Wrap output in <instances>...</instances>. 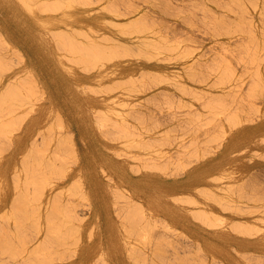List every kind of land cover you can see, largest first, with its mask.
<instances>
[{"label": "rangeland", "instance_id": "rangeland-1", "mask_svg": "<svg viewBox=\"0 0 264 264\" xmlns=\"http://www.w3.org/2000/svg\"><path fill=\"white\" fill-rule=\"evenodd\" d=\"M69 1L75 50L0 0V264H264V0Z\"/></svg>", "mask_w": 264, "mask_h": 264}, {"label": "bare ground", "instance_id": "bare-ground-1", "mask_svg": "<svg viewBox=\"0 0 264 264\" xmlns=\"http://www.w3.org/2000/svg\"><path fill=\"white\" fill-rule=\"evenodd\" d=\"M65 1H67V0H10V4L12 5H16V6H19V8H20V10L21 11H19V12H21L22 14L24 13L25 15H26V17H24V19L26 20V21H28L26 24H25V28H26V25L28 26L29 24H32L33 25V30H34V25H35V27H37L36 26V23H38V26L41 28V29H39L38 30V32H36V31H33L32 29V32L34 33V34H38L37 36L39 37L38 38V40H42V39H40V37L42 38V37H46V38H48V39H50V37H55L56 38V40L57 41H53V45H55L56 46V44H57V46H58V43H56V42H58V39H59V36L60 35H64V36H67V38L69 37L71 40H73L72 38L73 37H75V36H78V34H79V30L78 29H70L69 28V23L71 22V21H75L76 19H75V16H74V14H73V10H72V6L70 7L71 9H69L68 7L69 6H65L64 5V2ZM70 1H72V0H70ZM69 1V2H70ZM18 2V3H17ZM69 2H68V4H69ZM236 2V1H235ZM239 2H241L240 0L237 2V3H239ZM245 2V1H244ZM70 3H72V2H70ZM243 3V2H242ZM66 4V3H65ZM67 4V5H68ZM73 4V3H72ZM240 4V3H239ZM10 5V6H11ZM242 5V4H241ZM13 7V6H12ZM243 7H245L244 5H243ZM14 8V7H13ZM18 8V7H17ZM16 8V9H17ZM15 9V10H16ZM243 9V8H242ZM247 9V8H246ZM12 10H14V9H12ZM103 11V16H102V18H104L105 19V23H107L108 24V27H106V28H112V34H114V35H119V34H123V32L124 31H126V30H131L132 31V29H134L135 30V26H133V25H130L131 23H129V26H130V29H127V28H125V29H123V27H128L129 28V26H121V27H116V26H112V21L110 22V18L112 17V16H110V13L109 12H104V10H102ZM101 11V12H102ZM13 12V11H12ZM16 12V11H15ZM14 12V13H15ZM109 13V14H108ZM13 14V13H12ZM113 14V13H112ZM116 15V14H115ZM134 19L136 18V17H133ZM136 20H137V18L135 19V22H136ZM217 21V20H216ZM219 21V20H218ZM36 22V23H35ZM137 23V22H136ZM106 24V25H107ZM60 25L61 26H66V28L64 29V32L63 31H61L60 32ZM136 25V24H135ZM132 27V28H131ZM38 28V27H37ZM122 30H124V31H122ZM109 29H107L109 32H111ZM137 30H138V27L136 28ZM140 29V28H139ZM133 30V31H134ZM136 30V31H137ZM47 31H51L50 32V35H46V32ZM141 30H138V32H140ZM138 32H136V33H138ZM125 33V32H124ZM127 33V32H126ZM133 33V32H132ZM134 33H135V31H134ZM3 38V37H2ZM54 38V39H55ZM68 38V39H69ZM6 39V38H5ZM68 40V41H71V40ZM145 39V38H144ZM44 40H45V42L47 41L45 38H44ZM146 40V39H145ZM4 41V40H3ZM50 41V40H49ZM48 41V42H49ZM74 42L72 43V42H69V46H70V49L71 50H73L74 49V45L75 44H77L78 43V41H77V43H75V40H73ZM150 41V40H149ZM158 41V40H157ZM216 41V40H215ZM39 42V41H38ZM38 42H37V45L36 46H38V45H40V43L38 44ZM41 42V41H40ZM47 42V43H48ZM2 43H4V42H2ZM1 43V44H2ZM75 43V44H74ZM106 43V42H105ZM156 43V42H155ZM155 43H153V45L152 44H147V43H144V41H143V43H142V45H143V47L144 48H146V49H150L151 51H153V52H156L157 51V48H156V45H158V44H156L155 45ZM6 44V43H5ZM45 44V43H44ZM50 44H52L51 42H50ZM60 45H61V42L59 43ZM73 44V45H72ZM49 45V44H48ZM59 45V46H60ZM2 46V45H1ZM40 46H42V45H40ZM39 46V47H40ZM55 46H54V48H55ZM74 46V47H73ZM106 46V45H105ZM104 46V47H105ZM109 46V45H108ZM112 46V45H111ZM160 46V45H159ZM158 46V47H159ZM8 47V46H7ZM50 47H51V45H50ZM53 47V46H52ZM78 47V46H77ZM76 47V48H77ZM107 47V46H106ZM75 48V49H76ZM95 48V47H94ZM98 48V47H97ZM160 48V47H159ZM170 50H172L173 49V47L172 46H170ZM6 49V48H5ZM10 49V48H9ZM43 49H44V47H43ZM49 51H50V49H49V47L47 48ZM74 49V50H75ZM107 49V48H106ZM167 49L169 50V46L167 47ZM14 50V49H13ZM47 50V51H48ZM52 50V49H51ZM96 50V49H95ZM98 50V49H97ZM110 50V49H109ZM108 50V51H109ZM112 50V49H111ZM161 50H162V48H161ZM44 51V50H43ZM100 52L102 51V50H99ZM115 51V50H114ZM118 51V50H117ZM102 52H104V51H102ZM153 52H151V53H153ZM15 53V52H14ZM19 53V52H18ZM43 53V52H42ZM115 53V52H114ZM119 53H120V51H119ZM47 54H48V52H47ZM47 54H45V55H47ZM108 55H110L111 54V52H109V53H107ZM122 54V53H121ZM120 54V55H121ZM154 54V53H153ZM20 55V54H19ZM43 55H44V53H43ZM114 55V54H113ZM112 55V56H113ZM115 55H116V53H115ZM155 56H156V54H154ZM21 56V55H20ZM118 57H119V55H117ZM40 57V56H39ZM43 57H45V56H43ZM110 57V56H109ZM43 59V58H42ZM113 59V58H112ZM185 60V59H184ZM43 61V60H42ZM111 61V60H110ZM1 62V61H0ZM48 62V61H47ZM123 64H119V65H116V66H110V62H109V66L107 65V68H106V70H102V71H99L98 72V75H99V77H102V76H105V75H110V76H112V78H110V79H117L118 77L120 78V77H126V79L128 80L129 79V75L131 74V73H134V72H132V70H134L135 68H132V67H130V65H128L127 67H126V69L124 70V62L123 61H121ZM2 63V62H1ZM23 63V62H22ZM21 63V64H22ZM42 63V62H41ZM45 63H46V61H45ZM116 63H120V61H118V62H116ZM6 64V63H5ZM24 64H26V63H24ZM33 64V63H32ZM108 64V63H107ZM186 65H188L187 63H185ZM196 64H199V63H197L196 62ZM4 65V64H3ZM7 65V64H6ZM46 65V64H45ZM122 65V66H121ZM190 65H192V63L190 64ZM189 65V66H190ZM5 66V65H4ZM146 66V64L144 65V67ZM160 66H162V65H160V64H156V67H154V68H149V70H151V69H155V71L156 70H158L157 71V77H159L160 79H162V82H163V79L166 81L167 80V82L169 81V80H174V77H175V73H176V71H172V70H169L170 68H172V66H169V65H165V68L164 69H162V67H160ZM21 67V66H20ZM25 67H26V65H25ZM193 67H195V66H193ZM192 67V68H193ZM19 68V67H18ZM28 68V67H27ZM31 68V67H30ZM139 68V67H138ZM141 68V67H140ZM143 68V67H142ZM156 68H158V69H156ZM12 69H13V67H12ZM15 69V68H14ZM25 69V68H24ZM24 69H22L23 71H25ZM33 69V68H32ZM18 70V69H17ZM29 70V69H28ZM148 70V69H147ZM15 71V70H14ZM26 71H27V69H26ZM70 71V70H69ZM152 71H154V70H152ZM30 72V71H29ZM29 72H27V73H29ZM59 72H60V70H59ZM58 72V73H59ZM65 70H64V74H65ZM180 72V71H179ZM179 72H177V73H179ZM25 73V72H24ZM62 73V75H63V72H60L59 74H61ZM181 73V72H180ZM179 73V74H180ZM68 74V73H67ZM102 74H104V75H102ZM62 75H61V78H62ZM159 75V76H158ZM32 76V75H31ZM31 76H29V78L31 77ZM64 76V75H63ZM178 77H179V75H178ZM25 78H27L26 76H25ZM32 78V77H31ZM31 78H30V80H31ZM33 79V78H32ZM159 79V80H160ZM178 79V78H177ZM26 80V79H25ZM24 80V81H25ZM29 80V79H28ZM27 80V81H28ZM127 80H124L125 82H122L121 80L119 81V80H114V82H116V83H119V87H120V89L122 90V89H125V92H126V90L128 91V92H130L131 91V86L129 85L130 84V82L129 81H127ZM172 80V81H173ZM35 81V80H34ZM33 81V82H34ZM165 81H164V83H165ZM172 81H170V82H172ZM37 82V81H36ZM22 84H24V82L22 83ZM27 84V83H26ZM31 84V83H30ZM168 85V84H167ZM18 86V85H17ZM26 86H28V85H26ZM36 86H39V85H36ZM21 88H22V86H20ZM28 87H30V86H28ZM34 87V86H33ZM31 88H32V86H31ZM37 88V87H36ZM35 89V88H34ZM38 89H39V87H38ZM22 90V89H21ZM24 91V90H23ZM19 92V91H18ZM26 92V91H25ZM32 92V91H31ZM124 92V93H125ZM127 93V92H126ZM126 93L125 94H123L121 91L119 92V93H117V94H115L116 96H110L109 98L108 97H106V96H104L103 98H99V96L98 95H95V93H94V95L95 96H90L91 97V99L90 98H88L87 97V101L85 102V103H87V105H85V103L83 104V107H84V105H85V109H84V111H81L82 112V115L83 116H85V115H88V114H90V112H94V114L96 113V112H98L97 114H100V116L99 117H102V115H103V118H104V121H105V119L106 118H108V117H110V116H114V118H121V114H125L126 112H124V113H121V112H119L118 110V108H122V107H119V106H122V105H124V103L125 102H127V101H125L126 100V98H125V100H124V97L126 96ZM29 93H27V95H28ZM20 96V95H19ZM25 97V96H24ZM29 97V96H28ZM33 97V96H32ZM93 97H97V98H93ZM31 98V97H30ZM26 99V98H25ZM33 99V98H32ZM30 101H32V100H30ZM105 103V104H104ZM128 103V102H127ZM126 104V103H125ZM37 105H39V103L37 104ZM42 105V104H41ZM114 105H116V106H114ZM89 106V107H88ZM115 107H118L117 109L115 108ZM128 107H130V106H126L125 105V108H128ZM123 108H124V106H123ZM124 108V109H125ZM44 109L41 111V112H39L40 114H41V116H42V114L44 113ZM79 111H80V109H79ZM127 111V110H126ZM43 112V113H42ZM92 112V113H93ZM91 113V114H92ZM39 114V115H40ZM45 114V113H44ZM44 114H43V116H44ZM55 114V113H54ZM97 114H95V116H98ZM127 114V113H126ZM37 117H38V114L36 115ZM35 116V117H36ZM36 117V119H38V118H40V116L37 118ZM106 117V118H105ZM100 119V118H99ZM112 119V118H111ZM40 120V119H39ZM39 120H38V122H37V125L39 126V124H40V122H41V120H40V122H39ZM102 120V119H101ZM32 122H33V124L34 123H36V121L34 120V119H32L31 120ZM30 121V125L32 124V122ZM112 121V120H111ZM31 125V126H37L36 124H34V125ZM30 125H29V127H30ZM28 128V127H27ZM35 128V127H34ZM31 129V128H30ZM26 130V129H25ZM24 130V131H25ZM27 130H29V128L27 129ZM26 130V131H27ZM33 130V129H32ZM25 131V132H26ZM31 132V131H30ZM162 133H164V132H162ZM26 134V133H25ZM28 131H27V135H23L24 137H20L21 138V140H20V138H19V140L22 142V140H23V138H25V141H26V137L25 136H27L28 137ZM116 136V135H115ZM111 137V136H110ZM109 137V138H110ZM113 139V141L112 142H114V137L112 138ZM18 140V141H19ZM158 140V139H157ZM20 141H19V145L17 146L18 148H19V146H21V145H23V144H25V143H27V142H23V144L21 143V145H20ZM165 142H166V140H165ZM164 142V143H165ZM118 143H119V141H118ZM121 144V143H120ZM121 146H124V145H121ZM15 148H16V146H15ZM20 149H24V148H20ZM229 150V149H228ZM15 151H16V153H17V150L15 149ZM20 152H24V150L23 151H19V153ZM27 152H29V150L27 151ZM15 153V154H16ZM152 153V152H151ZM18 154V153H17ZM155 155V154H154ZM155 158V157H154ZM218 161V160H217ZM151 162V161H150ZM155 162V161H154ZM144 164V163H143ZM147 164H149V163H147ZM155 164V163H154ZM144 165H146V163L144 164ZM158 164H156L155 166H157ZM148 167V166H147ZM186 167V166H185ZM185 167H183V168H185ZM147 169V168H146ZM157 169H159V168H157ZM162 169V168H161ZM186 169V168H185ZM149 170V169H148ZM151 170H153V169H151ZM161 172V171H160ZM191 175V174H190ZM192 176H194V172L192 173ZM145 177H149V176H145ZM195 178V177H194ZM145 179H148V178H145ZM186 179V178H185ZM184 179V180H185ZM193 179V178H192ZM155 182V181H154ZM153 182V183H154ZM156 183V182H155ZM155 183H154V185H155ZM188 184V183H187ZM186 184V185H187ZM155 186H157V185H155ZM180 186H182V185H180ZM159 187V186H158ZM190 187V186H189ZM151 188V187H150ZM150 188H149V191H150ZM153 188V187H152ZM155 189H157V187H154ZM153 188V189H154ZM159 188H161V187H159ZM158 188V190H159V194L160 193H162L161 191V189H159ZM182 188H184V187H182ZM187 187L185 186V189H186ZM193 190V189H192ZM198 190V189H197ZM156 191V190H155ZM154 190H153V192H155ZM182 191V190H181ZM191 191V190H190ZM174 192V191H173ZM194 192H196V190H194ZM171 193V192H170ZM192 193H193V191H192ZM146 194H148V193H146ZM156 194V193H155ZM159 194L156 196V197H158L159 196ZM168 194H169V192H168ZM185 194V193H184ZM194 194V193H193ZM151 196V195H150ZM155 196H152L153 197V199L155 200L156 199V197ZM193 196H195V195H193ZM148 197V196H147ZM155 197V198H154ZM187 197H189L188 195H187ZM162 198V197H161ZM161 198H157V199H161ZM151 199V198H150ZM153 199H152V201H153ZM185 199H186V197H185ZM188 201H189V199H188ZM146 202V201H145ZM156 202H157V200H155V205H156ZM191 202V201H190ZM190 202H189V205H190ZM153 203H154V201H153ZM149 204V203H148ZM175 204H176V202H175ZM191 204H193V202L191 203ZM195 205H196V203H194ZM149 205H152V202H151V204H149ZM189 205H187V206H189ZM197 206V205H196ZM207 207V206H206ZM207 208H209V207H207ZM190 209V208H189ZM211 209V208H210ZM168 210V209H167ZM6 212H8L9 211V209H7V210H5ZM190 211H192V210H190ZM168 212V211H167ZM166 212V213H167ZM187 212H188V210H187ZM207 212H209V210L207 211ZM177 213V212H176ZM205 213V212H204ZM210 213V212H209ZM4 214H5V212H4ZM169 214H171V213H169ZM187 214V213H186ZM205 214H207V213H205ZM211 214V213H210ZM172 215H174V212L172 213ZM179 215V214H178ZM185 215V214H184ZM7 216L9 217V215L7 214ZM173 217V216H172ZM225 219V218H224ZM167 220L168 221H170L171 222V220H170V216L168 215V217H167ZM6 222H7V224H8V219H6ZM169 222V224H171ZM173 223V222H172ZM176 223V222H175ZM163 224V223H162ZM165 224V223H164ZM168 226V225H167ZM170 226V225H169ZM191 228V227H190ZM166 229H167V227H166ZM168 230V229H167ZM263 231V230H262ZM261 232V231H260ZM178 233V232H177ZM258 235V234H257ZM201 239H203V238H201ZM202 241V240H201ZM203 243H204V241H202ZM206 244V243H205ZM201 246V245H200ZM204 245H202V247H203ZM206 246V245H205ZM207 247V246H206ZM117 263V262H116Z\"/></svg>", "mask_w": 264, "mask_h": 264}]
</instances>
